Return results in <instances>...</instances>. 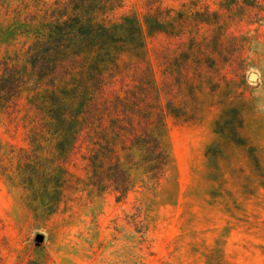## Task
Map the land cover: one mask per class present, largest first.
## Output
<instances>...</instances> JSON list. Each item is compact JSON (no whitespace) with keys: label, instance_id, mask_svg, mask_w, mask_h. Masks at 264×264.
Instances as JSON below:
<instances>
[{"label":"rangeland","instance_id":"rangeland-1","mask_svg":"<svg viewBox=\"0 0 264 264\" xmlns=\"http://www.w3.org/2000/svg\"><path fill=\"white\" fill-rule=\"evenodd\" d=\"M50 2L0 0V59L23 54L31 27L49 19ZM161 6L174 8L172 14L219 8L218 0ZM147 9L145 0H122L108 18H142ZM189 27L199 39L214 31L204 23L198 33ZM231 30L246 38L243 65L198 69L193 62L187 80L166 79L163 71L177 65L188 39L146 35L163 105L170 100L187 113L164 117L162 176L155 181L132 166V186L121 201L91 184L81 153L61 160L52 136L41 135L35 104L44 89H24L0 107V264H264V21H237ZM232 107L240 109L244 146L215 132ZM120 161L128 166L123 154Z\"/></svg>","mask_w":264,"mask_h":264},{"label":"trees","instance_id":"trees-1","mask_svg":"<svg viewBox=\"0 0 264 264\" xmlns=\"http://www.w3.org/2000/svg\"><path fill=\"white\" fill-rule=\"evenodd\" d=\"M121 2L52 0L46 8L49 19L31 27L32 39L23 54L0 59V107L24 89H44L35 104L43 114L39 132L52 136L61 160L81 153L91 184L100 192L110 189L116 201L123 200L132 186V166L155 181L162 176L168 163L161 138L164 117L169 113L185 119L187 113L173 101L163 105L146 35L164 33L183 43L188 39L187 51L172 63L177 65L163 71L166 79L176 74L174 79L187 80L193 62L198 69L203 63L242 66L246 38L234 34L231 26L237 21L259 25L264 21V0H218V9L206 6L204 11L174 14V8L161 6L162 0H145L148 9L142 18L136 13L108 18ZM202 23L214 30L209 39H199L189 29L194 24L198 33ZM125 54L133 58L124 60ZM239 110L223 111L215 132L244 146ZM121 154L128 166L120 161Z\"/></svg>","mask_w":264,"mask_h":264},{"label":"water","instance_id":"water-1","mask_svg":"<svg viewBox=\"0 0 264 264\" xmlns=\"http://www.w3.org/2000/svg\"><path fill=\"white\" fill-rule=\"evenodd\" d=\"M39 238V237H38Z\"/></svg>","mask_w":264,"mask_h":264}]
</instances>
